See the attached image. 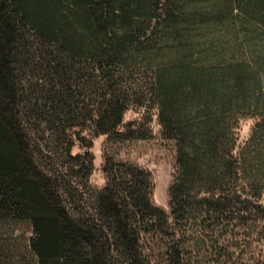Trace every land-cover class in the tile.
<instances>
[{
    "label": "trees",
    "instance_id": "obj_1",
    "mask_svg": "<svg viewBox=\"0 0 264 264\" xmlns=\"http://www.w3.org/2000/svg\"><path fill=\"white\" fill-rule=\"evenodd\" d=\"M252 1L264 15V0ZM147 5L148 0H0V226L15 219L30 223L34 236L26 251L35 264H150L152 254L185 264L191 222L206 228L240 206L264 210V159L256 148L238 151L226 121L238 103L244 70L229 69L221 90L195 68L158 65L162 43L178 40L180 30L168 12L159 46L153 43L146 29L155 15ZM30 32L31 75L40 71V84H31V130L48 139L62 135L72 167L86 155L71 153L73 136L83 137L65 130L86 120L94 136H144L133 123H122L132 90L124 76L137 61L152 68L159 119L172 126L176 144L168 212L151 201L148 172L108 157L94 213L74 215L62 203L55 183L37 168L20 120L18 71L29 58L24 44ZM147 234L152 244L145 247ZM10 240L0 239V264H21ZM255 260L264 264L263 257Z\"/></svg>",
    "mask_w": 264,
    "mask_h": 264
},
{
    "label": "rangeland",
    "instance_id": "obj_2",
    "mask_svg": "<svg viewBox=\"0 0 264 264\" xmlns=\"http://www.w3.org/2000/svg\"><path fill=\"white\" fill-rule=\"evenodd\" d=\"M147 7L155 15L146 29L147 36H154L153 43L158 44L168 12L180 30L178 40L170 37L164 46L162 43L158 65L195 68L210 75L214 88L221 90L229 69H234L233 73L237 68L244 70L238 103L232 114H226V121L234 132L236 149L256 148L264 159V15L260 9L252 0H240L239 5L236 0H186L181 4L175 0H148ZM27 38L24 49L29 58L18 71L20 120L37 168L55 183L62 203L74 215L94 213L96 195L106 182L102 168L104 157H108L112 163L123 162L148 172L151 201L168 212L169 187L177 169L176 144L170 131L172 126L159 119L161 110L153 89L152 68L137 61L124 76L132 90L122 123H133L131 127L144 136L123 140L107 139L104 134L94 136L89 130L90 121L86 120L65 130V134L72 135L78 131L83 137L80 141L73 136L71 153H89L92 157L85 155L80 165L72 167L64 152L67 144L59 140L62 135L48 139L42 138L40 131L31 130V84H40L36 80L40 71L31 75V32ZM262 201L264 205V195ZM197 223L191 222L190 234L185 236L192 247L186 251L185 264H255L257 257L264 258V210L240 206L224 212L206 228ZM33 236L25 219L0 226V239H11L18 250L15 259L20 258L21 264H35L32 253L26 251ZM143 241L145 247L151 245V235H144ZM151 256L150 264H170L164 257Z\"/></svg>",
    "mask_w": 264,
    "mask_h": 264
}]
</instances>
